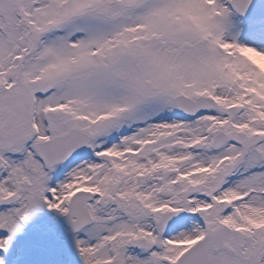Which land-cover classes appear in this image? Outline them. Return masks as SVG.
I'll return each mask as SVG.
<instances>
[{
  "label": "snow or ice",
  "instance_id": "obj_1",
  "mask_svg": "<svg viewBox=\"0 0 264 264\" xmlns=\"http://www.w3.org/2000/svg\"><path fill=\"white\" fill-rule=\"evenodd\" d=\"M39 210L78 264H264V0H0V264Z\"/></svg>",
  "mask_w": 264,
  "mask_h": 264
},
{
  "label": "rangeland",
  "instance_id": "obj_2",
  "mask_svg": "<svg viewBox=\"0 0 264 264\" xmlns=\"http://www.w3.org/2000/svg\"><path fill=\"white\" fill-rule=\"evenodd\" d=\"M28 233L38 234L39 241L34 243L28 240L25 237ZM34 246L40 248V254L31 264H78V257L65 231L64 223L45 210H39L16 237L7 264H15Z\"/></svg>",
  "mask_w": 264,
  "mask_h": 264
},
{
  "label": "water",
  "instance_id": "obj_3",
  "mask_svg": "<svg viewBox=\"0 0 264 264\" xmlns=\"http://www.w3.org/2000/svg\"><path fill=\"white\" fill-rule=\"evenodd\" d=\"M26 237L30 238V239H32L34 241L38 240V236L35 235V234H27ZM37 253H38V250H36V249L35 250H31L29 255H28V257L22 259L21 260L22 263H20V264H27V262L30 261L31 259H33L37 255Z\"/></svg>",
  "mask_w": 264,
  "mask_h": 264
}]
</instances>
